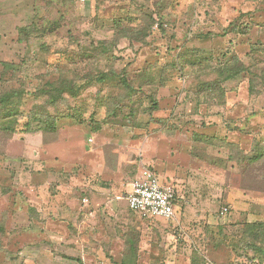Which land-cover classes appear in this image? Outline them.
Returning <instances> with one entry per match:
<instances>
[{
  "label": "rangeland",
  "instance_id": "374dc122",
  "mask_svg": "<svg viewBox=\"0 0 264 264\" xmlns=\"http://www.w3.org/2000/svg\"><path fill=\"white\" fill-rule=\"evenodd\" d=\"M53 79L82 88L47 106L57 131L0 132V262L19 264L22 242L31 245L21 232L36 225L27 198L42 196L39 186L54 197L63 185L82 206L89 186L107 184L103 174L132 184L154 139L168 146L165 138L173 150L194 144L215 154L193 165L196 191L173 181L181 193L173 220L149 223L125 201L113 209L135 217L140 264H200L193 253L205 264L264 259V156L248 160L264 154V121L230 140L217 128L230 116L226 98L239 114L248 102L250 114L264 108V0H0V93L24 94L21 123L45 104L33 91Z\"/></svg>",
  "mask_w": 264,
  "mask_h": 264
},
{
  "label": "crops",
  "instance_id": "0c3cea01",
  "mask_svg": "<svg viewBox=\"0 0 264 264\" xmlns=\"http://www.w3.org/2000/svg\"><path fill=\"white\" fill-rule=\"evenodd\" d=\"M226 100L228 101L223 108L225 111L228 110L227 113L230 116H226L227 113H224L228 122L217 124L219 135L224 133L230 140L237 133L245 132L243 131L244 128L249 131L248 128L254 126V124H258L257 128H261L264 121V108H258L256 115L250 114L252 104L248 102L242 105V113L239 114L238 109L241 105L233 104L230 98H226ZM167 139H163V142L169 144L168 146L158 145V141L155 142L156 139H154L155 144L150 147V155L143 160V164L157 173L162 184H172L173 181L179 179L181 182L189 180L190 185L187 184V188L183 186L181 189H186V192L196 191L191 171L193 165H197V162L204 155L215 154V151H202L197 149L194 144L190 149H188L189 144H182L181 147L179 145V149L173 150V143L176 144V142L171 141L170 138ZM108 176V178H105L104 174L102 176V181L107 182L105 186H102V184L89 186L84 191L85 195L88 193L89 197L84 198L88 199V203L83 202L82 206H79L70 196H64L62 193V190L65 189L63 185L57 186V190H61V192L58 193L57 191L54 197H47L44 186L37 188V191H41L38 192L42 195L40 197H31L29 193L30 197L27 198L29 219L32 218L30 217L32 206L37 208L34 209L40 213V218H38L37 213L33 220L36 223L35 227L21 232L28 241H31V245L22 242L20 252L22 255L16 263L93 264L92 261H88L91 259L89 256H93L95 258L92 259L97 260L98 264H121L124 255L130 249L132 251L138 249L139 257H141L143 253L138 242L139 238L136 234V241L133 240L132 237L135 231L132 230L131 223H128L133 221L130 218L135 217L128 214L113 213V209L117 208V204H120V201H125L121 197L131 190V182L125 184L124 181L128 179L124 175H122V179L116 173L111 177ZM194 178L197 179V176ZM124 191L125 193H123ZM179 194L181 195L180 192ZM30 202L33 205H30ZM187 204L192 205L191 203ZM190 214L192 215V213ZM46 218L49 219L44 223ZM207 218L209 219V216ZM69 220L74 223L73 226H70ZM153 221H160V219L152 220L149 223ZM24 249L25 251H23ZM12 250L15 251L16 247ZM6 252L11 253V250ZM75 258H79V262H76ZM150 262L149 260L148 264H152ZM140 263L141 259L139 258L137 264ZM0 264H15V262L6 261L0 262Z\"/></svg>",
  "mask_w": 264,
  "mask_h": 264
},
{
  "label": "trees",
  "instance_id": "16d2710c",
  "mask_svg": "<svg viewBox=\"0 0 264 264\" xmlns=\"http://www.w3.org/2000/svg\"><path fill=\"white\" fill-rule=\"evenodd\" d=\"M233 60H241L238 56L233 57ZM232 60V61H233ZM4 68H7V70L14 69L15 71H20V67L13 66V65H4ZM63 71V70H61ZM246 71V70H244ZM67 72V71H66ZM62 77H65V73L59 72ZM237 72L233 74H228V76L225 77V80L228 81L230 79H234L237 76H239ZM68 83L69 86H65V84ZM75 82L68 80V79H59V81H47L42 87L37 88L33 91V96L37 99L43 98L45 99V104L36 105L34 106L31 115L30 120L25 121L24 123H21L23 121L24 115H22L21 108H23V102L25 104V101L22 99L24 94L20 92V90H11V91H5L0 93V132L4 135H6V138H12L17 131L20 129V125L23 124V128L27 131L29 129L36 130L37 132H52L57 131L56 126V120L55 118L48 112L47 106L50 108L57 107L59 103L63 102L65 100V96L67 94H70L72 97H77L81 93V89L79 87L74 86ZM252 89V88H251ZM26 93V92H25ZM221 95L224 96V92H221ZM224 101V99H222ZM218 101V100H217ZM220 103V102H219ZM29 118V117H28ZM258 143H261L260 141ZM264 143V142H263ZM228 146L233 147L235 149L236 145H232L231 143H227ZM264 154H256L251 159L248 158V160H253V162H256L258 160H261L263 158ZM230 159H234V157H230ZM244 159V158H243ZM246 160V159H245ZM241 161V160H240ZM242 162V161H241ZM255 225V224H254ZM155 253V251H154ZM193 260L195 262H199L200 264H205L206 261L203 259V257L199 253H193ZM139 253L138 249H130L127 251V253L124 255L123 261L121 264H137V261L139 260ZM254 259V258H251ZM255 260L259 261V264L264 263V259L261 260L259 258L255 257ZM193 263V261H192Z\"/></svg>",
  "mask_w": 264,
  "mask_h": 264
},
{
  "label": "built area",
  "instance_id": "2783aa9c",
  "mask_svg": "<svg viewBox=\"0 0 264 264\" xmlns=\"http://www.w3.org/2000/svg\"><path fill=\"white\" fill-rule=\"evenodd\" d=\"M179 189L174 184H162L160 177L153 170L143 168L131 184V190L126 193L125 200L128 209L143 220L161 219L171 221L175 218L176 201ZM120 200V198H119ZM85 204L88 199H84ZM229 213L228 208L220 211L221 216ZM238 264H259L258 260H240Z\"/></svg>",
  "mask_w": 264,
  "mask_h": 264
}]
</instances>
